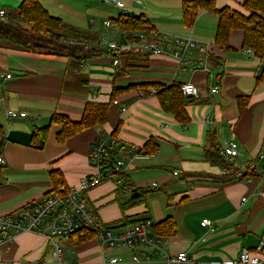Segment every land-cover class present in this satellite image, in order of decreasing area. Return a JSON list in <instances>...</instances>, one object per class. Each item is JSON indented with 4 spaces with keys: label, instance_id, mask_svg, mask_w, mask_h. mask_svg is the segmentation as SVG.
I'll use <instances>...</instances> for the list:
<instances>
[{
    "label": "crops",
    "instance_id": "crops-1",
    "mask_svg": "<svg viewBox=\"0 0 264 264\" xmlns=\"http://www.w3.org/2000/svg\"><path fill=\"white\" fill-rule=\"evenodd\" d=\"M22 1L0 0V10L16 8ZM37 1L50 16L89 37L93 44H86L85 50L95 51L91 56L67 58L42 51L29 53L0 40V125L5 134L0 156L4 161L0 165V217L16 214L49 194L52 170L60 171L69 189H77L84 176L95 173L88 160L91 144L115 132L117 145L133 149L125 175L134 188L144 189L146 194L141 203L122 212L112 182L90 189L85 197L104 225L123 216L146 217L152 225L171 217L176 234L163 238L164 251L169 255L185 252L192 264L234 260L242 249L253 250L264 242V163L259 159L264 146V81L255 82L262 63L242 48V33L231 31L229 48H221L215 43L217 15L198 10L188 25L182 14L186 0H118L123 8L101 0ZM244 1L214 0V5L246 15L241 7ZM105 4L112 8L108 18L100 9ZM127 16L148 22L149 30L143 34L149 41L157 42L160 36L167 40L192 38L207 51L190 50L181 60L150 55L136 44L139 34L131 36L116 27L114 22ZM105 21L111 25L106 27ZM97 23L113 29L108 43L117 44V51L108 44L102 48ZM155 84L197 88V96L185 99L186 124L165 113L149 94ZM130 86L139 87L116 97L104 125L64 143L57 141L60 126L50 125L54 114L79 121L87 102L107 103L113 87ZM212 88H216L215 94H211ZM241 99H247L243 110ZM7 110L25 116L7 118ZM49 125L45 140L34 145L32 132ZM231 136L242 155L240 161L256 164L251 178L222 181L231 171L206 160L211 141L220 150ZM147 143L156 145V151L145 154ZM204 219L211 222L210 227L200 225ZM55 241L61 251L58 260L44 237L21 233L10 244H2V263L103 264L116 259L115 264H166L162 254L142 246L101 248L96 236L77 245L70 237ZM144 254L153 262L132 261L133 255L142 260Z\"/></svg>",
    "mask_w": 264,
    "mask_h": 264
},
{
    "label": "trees",
    "instance_id": "trees-1",
    "mask_svg": "<svg viewBox=\"0 0 264 264\" xmlns=\"http://www.w3.org/2000/svg\"><path fill=\"white\" fill-rule=\"evenodd\" d=\"M242 9L247 13L231 11L226 7L216 8L214 0H186L182 3L183 20L186 24H192L198 10H206L217 15V28L215 35V43L221 48L228 49L229 34L233 30L242 33V48L249 49L253 52L262 65L259 74L256 76L255 82L264 81V0H245ZM4 19L0 20V40L10 43L29 53L46 52L51 55L65 56L67 58L84 57L85 54L93 55V49L85 50L86 44L93 42L84 33L65 26L61 20L52 17L41 6L37 0H23L16 8H6ZM116 27L123 33L136 36L143 34L149 30L148 22L142 17L127 16L119 18L115 22ZM137 36L135 37V41ZM147 86V85H146ZM139 86H130L125 89L113 87L107 103L87 102L82 110L79 121H72L68 117L60 114H54L50 119V125H59L60 131L57 133L56 139L59 143H64L68 139L96 126H102L107 119V112L116 97L129 89ZM156 94L154 95L161 109L165 113L173 115V117L182 124H186L189 120L185 111L186 96L182 95L181 86L171 85L154 86ZM146 88V87H145ZM247 99L239 100L240 110H243ZM49 126L35 129L31 135V142L37 145L41 140H45ZM115 133V132H114ZM114 133L109 137L115 138ZM5 144V134L0 125V156ZM121 145L113 148L110 158L115 160L118 157ZM156 145L147 143L143 150L145 154H151L156 151ZM206 160L213 165L222 167L226 171H231L229 175H225L221 180L234 179L236 172L234 164L227 162L223 156L219 154L218 147L212 143L206 152ZM1 170V167H0ZM255 170L247 171L240 179L246 180L255 175ZM122 180L121 188L115 190V201L119 204L122 212L136 206L142 202V195L146 194V190L134 188L125 173L118 176ZM51 184L50 192L63 194L67 192L68 187L65 185L64 179L60 171L52 170L49 173ZM125 187L134 188V193H139V197L131 199L130 196L124 195L122 189ZM49 192V193H50ZM149 220L146 217L130 219L123 216L120 221L111 225H105L106 229L116 230L124 227H131L136 223ZM153 233L161 238H169L175 236L176 228L171 217L161 222L153 223ZM95 232L88 229H80L70 236L71 243L74 245L84 243L95 237Z\"/></svg>",
    "mask_w": 264,
    "mask_h": 264
},
{
    "label": "built area",
    "instance_id": "built-area-1",
    "mask_svg": "<svg viewBox=\"0 0 264 264\" xmlns=\"http://www.w3.org/2000/svg\"><path fill=\"white\" fill-rule=\"evenodd\" d=\"M101 1L111 2L118 8H123V4L118 0ZM4 18H6L5 13L0 10V20ZM104 25L109 27L111 23L110 21H105ZM136 44H139L150 55H170L178 60H181L182 56L190 50H197L199 53H206L207 51L205 47L200 46L192 38L174 37L171 40H167L166 36H160L159 41L152 42L147 40L142 33L137 35ZM108 47L112 51L119 49L115 43H109ZM246 52L253 54L249 49ZM113 64L116 65L117 60L114 59ZM6 78L9 79L10 75H7ZM156 92L155 89L149 90L151 95H155ZM181 92L183 96L189 97H194L198 94L197 88L192 84L182 85ZM210 92L215 94L217 90L212 88ZM24 116L25 113H18L12 110L6 111L7 118ZM116 144L117 140L110 137L97 138L91 144L88 160L95 173L84 176L77 189L68 188L67 192L63 194L50 192L39 202L25 207L16 214L0 217V264H3L2 244H10L21 233H36L44 237L54 247L53 257L58 260L61 251L55 240L69 238L82 228L95 232L96 238L101 242V248L122 246L132 249L135 246H142L150 249L153 253L162 254L166 264H192L185 252L169 255L164 251L165 242L163 238L153 233V225L150 220L136 223L124 231H119L106 229L98 218L96 209L87 200L85 194L103 182H112L115 189L121 188L122 180L118 176L126 172V163L131 161L133 157L132 148L121 146L118 151L120 157L112 160L110 154ZM219 153L227 162L235 165L234 179H240L245 172L256 169L255 163L244 164L240 161L242 155L233 136L222 143ZM259 159L264 163V146ZM3 164L4 161L0 157V165ZM174 175H177V172ZM156 186V184H152V187ZM122 191L124 195L131 196L134 193V188L125 187ZM200 225L202 227H210L211 222L208 219H204ZM132 261L134 263H150L153 262V259L149 254H144L142 260L137 255H133ZM115 263H117L116 259L103 262V264ZM213 264H264V242H260L253 250L242 249L234 260Z\"/></svg>",
    "mask_w": 264,
    "mask_h": 264
},
{
    "label": "rangeland",
    "instance_id": "rangeland-1",
    "mask_svg": "<svg viewBox=\"0 0 264 264\" xmlns=\"http://www.w3.org/2000/svg\"><path fill=\"white\" fill-rule=\"evenodd\" d=\"M111 4V3H109ZM111 5L105 4V6L103 5L102 7H100L101 10H104V13H106V17L108 18V14L110 13L109 11L112 10V8L110 7ZM102 15H98L97 17L101 19ZM107 18H102V19H107ZM100 23H97V26L95 28L96 32L100 35L101 37V42L100 44L102 45V48L106 49L107 47L105 46V44H109L108 42V38L109 35L113 34V29H106L105 27H103V25H99Z\"/></svg>",
    "mask_w": 264,
    "mask_h": 264
},
{
    "label": "water",
    "instance_id": "water-1",
    "mask_svg": "<svg viewBox=\"0 0 264 264\" xmlns=\"http://www.w3.org/2000/svg\"><path fill=\"white\" fill-rule=\"evenodd\" d=\"M139 197V193H133L130 198L133 200V199H136Z\"/></svg>",
    "mask_w": 264,
    "mask_h": 264
}]
</instances>
